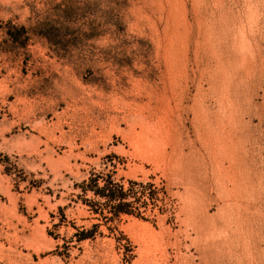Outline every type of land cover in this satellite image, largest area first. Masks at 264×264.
<instances>
[{
  "label": "rangeland",
  "instance_id": "obj_1",
  "mask_svg": "<svg viewBox=\"0 0 264 264\" xmlns=\"http://www.w3.org/2000/svg\"><path fill=\"white\" fill-rule=\"evenodd\" d=\"M0 264H264V0H0Z\"/></svg>",
  "mask_w": 264,
  "mask_h": 264
},
{
  "label": "trees",
  "instance_id": "obj_2",
  "mask_svg": "<svg viewBox=\"0 0 264 264\" xmlns=\"http://www.w3.org/2000/svg\"><path fill=\"white\" fill-rule=\"evenodd\" d=\"M100 176L93 175L90 177L88 182H83L82 187L83 191L87 192L88 190L92 191L94 195L100 196L102 198H106L108 202L113 203L112 212L115 215H119L122 212L129 213V211L125 208L128 203L125 201L126 194L122 189H116L115 185L110 181H106L104 184L100 185ZM90 232H83V236L81 239H86L90 237Z\"/></svg>",
  "mask_w": 264,
  "mask_h": 264
}]
</instances>
